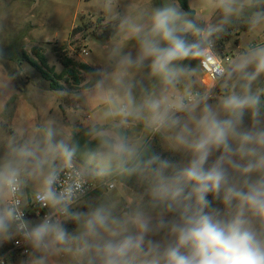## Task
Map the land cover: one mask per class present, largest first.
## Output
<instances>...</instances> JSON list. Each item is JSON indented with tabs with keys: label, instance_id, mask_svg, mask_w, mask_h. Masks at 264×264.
<instances>
[{
	"label": "clouds",
	"instance_id": "1",
	"mask_svg": "<svg viewBox=\"0 0 264 264\" xmlns=\"http://www.w3.org/2000/svg\"><path fill=\"white\" fill-rule=\"evenodd\" d=\"M96 7L113 34L63 112H19L0 49V244L21 264H264V43L216 51L264 33V0Z\"/></svg>",
	"mask_w": 264,
	"mask_h": 264
},
{
	"label": "rangeland",
	"instance_id": "2",
	"mask_svg": "<svg viewBox=\"0 0 264 264\" xmlns=\"http://www.w3.org/2000/svg\"><path fill=\"white\" fill-rule=\"evenodd\" d=\"M131 2L142 3L144 0ZM156 2L158 4L159 0ZM186 2L189 7L190 0ZM96 4L97 0H0V15L7 14L2 22L0 49L6 61L5 69L10 72L24 71L23 75L17 76L13 81L18 93L12 103L26 117L34 119L42 114L44 108H54L63 112L66 107H74L79 103L73 94L80 91V86L77 88L72 81L61 80L58 83L63 89L51 90L48 82L27 63L23 53L31 57L33 47L41 48L48 66L53 69L55 75L62 69L54 52L59 48H63L65 54L75 62H83L93 67L90 63L100 59L101 45L108 43L113 34L112 30L108 36L103 33V28L108 26V22ZM30 23L34 27L30 28ZM73 25H83L87 28L70 36V28ZM248 42L264 43V33H259L255 37H250L247 32L232 33L224 49H219L216 44V51L230 57ZM86 78L87 74L81 72V84ZM202 83L207 84L205 76L202 77ZM59 92H67L68 95L60 98L57 95ZM152 144L153 150L162 157L178 159L172 153L164 151L158 139ZM2 151L0 149V154ZM96 191L97 193H92L87 198H97L100 193L98 189ZM26 259L27 257L18 258L8 264H21Z\"/></svg>",
	"mask_w": 264,
	"mask_h": 264
},
{
	"label": "trees",
	"instance_id": "3",
	"mask_svg": "<svg viewBox=\"0 0 264 264\" xmlns=\"http://www.w3.org/2000/svg\"><path fill=\"white\" fill-rule=\"evenodd\" d=\"M180 6L184 11H190L186 0H180ZM97 21L99 22L100 20H97ZM86 28L87 27L83 25L75 27L71 31L70 36H74L82 32ZM111 30H112L111 27L106 26L103 28V33L108 36ZM239 32H246V29L241 28L233 33H239ZM231 35L222 36L216 43L217 47L221 50L224 49L225 44L227 41L230 40ZM54 52H55L58 62L60 63L62 67L60 73L57 75H55L53 69L48 66L45 55L42 53L41 48L33 47L31 49V54H32L31 57L27 56L25 53H23V56H24V59L27 61V63L32 68H34L45 81L48 82L49 88L51 90L61 91L63 87L59 85L58 83L61 80H70L72 81L74 86L78 88L81 85L80 73L84 72L88 74L92 70V67L88 66L87 64L83 62H75L73 59H71L65 54V51L63 48L56 49ZM77 139H79L82 144L84 143L82 135L78 136ZM156 142H157V139L153 140L154 144ZM130 186L135 187L134 182H130ZM94 193H97V191H95ZM68 227H69V230L73 228L72 225H69Z\"/></svg>",
	"mask_w": 264,
	"mask_h": 264
},
{
	"label": "built area",
	"instance_id": "4",
	"mask_svg": "<svg viewBox=\"0 0 264 264\" xmlns=\"http://www.w3.org/2000/svg\"><path fill=\"white\" fill-rule=\"evenodd\" d=\"M218 53V52H217ZM222 57L227 58L228 56L224 53V54H220ZM206 79L207 76L205 75ZM96 190H91L88 192L87 196H89L90 194L94 193ZM40 211V215L43 216L46 212V210H39ZM25 217L27 219L30 220H35L37 219L36 216V209L34 208V206L29 205L28 210H26L25 212ZM0 264H8L10 261L18 259V258H26V248L24 245H17L15 241H9L6 243L2 244V247L0 248Z\"/></svg>",
	"mask_w": 264,
	"mask_h": 264
},
{
	"label": "crops",
	"instance_id": "5",
	"mask_svg": "<svg viewBox=\"0 0 264 264\" xmlns=\"http://www.w3.org/2000/svg\"><path fill=\"white\" fill-rule=\"evenodd\" d=\"M78 25H76V26H72L71 28H70V30L72 31L75 27H77ZM29 27L31 28V27H34V25L33 24H31L30 23V25H29ZM86 64V63H85ZM88 65V64H87ZM88 66H90V65H88ZM90 67H92V66H90ZM93 68V67H92Z\"/></svg>",
	"mask_w": 264,
	"mask_h": 264
}]
</instances>
